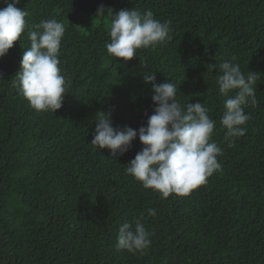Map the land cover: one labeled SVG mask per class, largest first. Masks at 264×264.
<instances>
[{
    "label": "trees",
    "instance_id": "1",
    "mask_svg": "<svg viewBox=\"0 0 264 264\" xmlns=\"http://www.w3.org/2000/svg\"><path fill=\"white\" fill-rule=\"evenodd\" d=\"M135 8L171 20L173 39L137 50L126 63L110 55L108 27L72 22L99 5ZM25 32L0 57V264H264V0H20ZM6 7L0 2V9ZM65 25L62 107L37 111L11 87L27 32L42 20ZM235 56L257 72V104L244 111V135L226 139L220 122L219 64ZM208 64L217 69L207 71ZM177 85L181 103L203 102L216 121L211 141L221 165L188 195L161 194L126 174L143 147L138 137L117 160L91 145L98 111L114 127L138 129L152 114L151 84ZM232 93H230L231 95ZM210 141V142H211ZM231 145V146H230ZM148 209L156 214L149 215ZM139 220L152 233L142 252L117 250L120 225Z\"/></svg>",
    "mask_w": 264,
    "mask_h": 264
},
{
    "label": "clouds",
    "instance_id": "2",
    "mask_svg": "<svg viewBox=\"0 0 264 264\" xmlns=\"http://www.w3.org/2000/svg\"><path fill=\"white\" fill-rule=\"evenodd\" d=\"M0 2L6 5L0 9V57H3L25 32L28 13L16 6L20 0ZM105 15L110 17V42L105 48L110 55L119 58L118 62L126 63L137 57L138 49L155 48L173 39L169 35L171 20L161 22L155 19L150 9L141 12L125 8L113 13L111 8L101 4L95 17ZM64 34L65 25L55 18L42 20L27 32L30 46L22 53L20 68L11 87L18 89L37 111L53 114L62 107L64 96L69 92V85L59 67ZM235 60V56L223 60L216 76L218 94L226 98L220 122L229 141L245 134L246 128L242 126L251 117L244 108L249 103L252 106L257 104L256 85L260 79L251 69L245 75ZM213 69H217L216 64L207 65V71ZM142 80L151 84L154 105L146 125L138 129L127 125L114 127L111 109L101 110L96 112L97 123L90 143L99 150L107 148L110 157L117 160L138 137L143 147L127 163L126 174L140 181L144 188L158 191L161 198H168L173 193L188 195L221 169L217 156L222 154V149L211 141L216 121L209 116V109L203 102L181 103L177 100L175 83H156L155 72L144 75ZM148 214L154 216L155 209H148ZM151 235L139 220L134 225L124 222L118 229L115 247L117 250L142 252L150 246Z\"/></svg>",
    "mask_w": 264,
    "mask_h": 264
},
{
    "label": "rangeland",
    "instance_id": "3",
    "mask_svg": "<svg viewBox=\"0 0 264 264\" xmlns=\"http://www.w3.org/2000/svg\"><path fill=\"white\" fill-rule=\"evenodd\" d=\"M105 6L109 7L108 5ZM72 23L77 29L88 31L98 24H103L105 27H109L110 17H108L107 15H105L104 17H95V14H89L85 11H81L78 14L76 20Z\"/></svg>",
    "mask_w": 264,
    "mask_h": 264
}]
</instances>
